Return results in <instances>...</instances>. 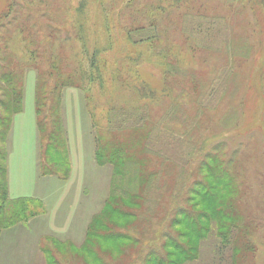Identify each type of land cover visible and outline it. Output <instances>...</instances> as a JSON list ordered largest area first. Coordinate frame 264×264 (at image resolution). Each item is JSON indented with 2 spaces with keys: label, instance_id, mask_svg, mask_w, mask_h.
Wrapping results in <instances>:
<instances>
[{
  "label": "rangeland",
  "instance_id": "obj_1",
  "mask_svg": "<svg viewBox=\"0 0 264 264\" xmlns=\"http://www.w3.org/2000/svg\"><path fill=\"white\" fill-rule=\"evenodd\" d=\"M8 1L0 0V25L15 20L10 28L0 27V76L7 67V54L26 58L22 66L23 77L26 75L23 111L14 117L6 144L9 196L36 198L40 203L34 205L39 207L37 216L21 219L2 232L0 264H96L93 251L105 253L104 264H120L119 254H130V250L140 255L135 264H167L173 259L180 264H231L234 253L222 245L217 234L212 232L199 240L187 228L188 217L180 214L186 208L223 218L210 201V196L219 192L213 173H208L211 167H205L222 168L215 163V155L236 174L237 200L250 225L252 259L248 256L251 263L245 264H264V0H133L130 12L121 4L118 9L119 13L127 12L122 16L125 20L135 10L143 16L154 11L156 21L165 24L164 13L170 10L180 26L182 21L189 22L190 29L182 30L192 34L189 42L187 35V39L163 36L161 46L174 42L170 55H163L166 58L153 53L161 46L140 43L141 35L135 42L128 40L119 18L115 23L110 11L96 0H69L70 13L63 29L66 40H53L60 46V60L55 62L58 71L42 49L39 52L44 60H34L33 53L23 51L24 42L16 43V26L29 17L14 12L3 20L1 14ZM55 1L57 9L68 2L46 0L35 13L39 21L34 27V54L55 24L48 17ZM105 4L109 8V0ZM151 5L159 9L150 10ZM79 17L86 23L88 52L100 50L101 80L91 84L86 80L97 73L85 55L87 48L75 39ZM196 32L205 35L193 38ZM192 45L201 52H194ZM35 65L46 67L51 74L46 79L40 77V81H49L50 91L63 82V67L71 72L78 66L85 77L79 81L80 88H61L58 99L57 90L50 96L49 103L52 107L56 103L54 110L66 135L64 153L50 158L56 165L51 177H43L40 171ZM172 67L181 77L168 74ZM176 108L180 109L178 114ZM174 114L179 115L177 119ZM102 138L126 143V148L127 141L132 140V151L115 160L118 167L98 157ZM204 139L205 147L199 150ZM183 144H191L196 151L186 173ZM166 158L171 163L162 167ZM129 161L141 165L147 161L150 168L145 171L141 166L138 174L132 170L128 186H133L134 198H121L112 190L119 180L116 173L127 172L125 164ZM197 162L202 167L199 171ZM150 171L152 175L147 178ZM198 183L204 186L199 188ZM120 202L125 214L121 218L114 212ZM111 226L116 236L107 230ZM170 238L190 244L196 250L195 258L184 262ZM156 255L164 263L153 260ZM125 256L129 257L127 253ZM145 256H151L146 258L150 262H144ZM124 261L122 264L134 263L130 257Z\"/></svg>",
  "mask_w": 264,
  "mask_h": 264
},
{
  "label": "trees",
  "instance_id": "obj_2",
  "mask_svg": "<svg viewBox=\"0 0 264 264\" xmlns=\"http://www.w3.org/2000/svg\"><path fill=\"white\" fill-rule=\"evenodd\" d=\"M97 3H100L101 8L108 9L110 13L113 15V19L116 23V18H119L118 22L123 25L124 33L127 37L128 40L135 42V38L137 36H142L143 33H146L144 36H140L139 40L141 42H147L151 46H161L162 45V39L163 36L166 38V35L170 36L173 35V37L180 38L184 36H189L184 37L185 39L188 38V42L191 39V35H188V32L185 31V34L183 28H189V22L182 21V25L180 26V22L175 20V17H171L170 14L171 11H165L164 13V18L167 20L164 22H158L156 21V18L153 17L154 11L149 12L146 15H141L137 10L133 11L130 13L128 20H125L122 18L124 14L127 12H130L132 10L134 4L133 0H109L110 6L109 8L105 6V0H96ZM116 1H118L116 3ZM182 1V0H180ZM46 0H21L18 2L17 0H9L6 8L3 11V14H1V18H4L3 20L8 19L11 17V14L14 12H19L23 15H26L29 17V19H26L24 23H22L18 28L16 26V35H15V40L17 42H24L26 44L25 49L23 51L30 52L31 54L33 53V58L34 60H44V57H47V60H52V68L54 70H59L58 67L56 66L57 59L60 60V46L57 47V42L59 40H66V31L63 30L66 27V20L67 14L70 13V1L68 2H63L65 5L59 7L57 9V1L53 2V10L49 13L48 17L50 18L49 21H52L55 24H52V27H50L49 30V35L48 38L45 40L43 43L42 41V46L39 45V49L34 54L36 51V44H35V30L34 27H38V21L35 19V13H38L37 8H40V5L42 3H45ZM232 2V1H231ZM116 3V4H115ZM121 4H125L122 9L126 6L127 8L124 14H122V10L119 13V6ZM233 4V2H232ZM18 5V6H17ZM17 6V7H15ZM115 9H117L115 12ZM155 9L157 11L159 8L155 5H151L150 10ZM162 10V9H161ZM33 12V17L31 18ZM162 12H164L162 10ZM82 13V11H81ZM119 13V16H118ZM156 17H157V13ZM171 17V18H170ZM30 18L32 19V22L30 21ZM15 20V17L12 18L8 22H4L2 26L6 28H10V26L13 24ZM62 20V21H60ZM30 21V22H29ZM60 23H63V25H60ZM164 24V25H163ZM106 25H108V28L110 27V19L108 16H106ZM0 25V27H2ZM40 26V25H39ZM190 29V28H189ZM149 30V32H148ZM202 35H205L203 33ZM200 35V32H196L195 36L193 38H196L198 36L202 37ZM21 37V39L19 38ZM5 38V37H4ZM75 39L80 41L83 44V47L87 48V53L85 55L87 57L91 58V66L95 68L96 73L94 75H91L89 79L86 80L87 84H91L95 81H100L101 80V72H100V60H99V48L97 50H94L92 52H88V41H89V35L87 32L86 28V23L85 20L79 17L78 22H77V27L75 30ZM53 40L57 41L56 43L53 42ZM169 41V40H168ZM173 42V41H172ZM169 44L167 41L164 43V47L161 46L159 49H156L153 53L154 55L159 58L162 57L163 55L169 56L171 53V47L172 43ZM64 43V41H63ZM62 44V43H61ZM166 45V46H165ZM195 45H192L191 48L194 50V52H201L198 47ZM190 48V49H191ZM19 49V48H18ZM40 49L44 51L45 56L41 58L42 53H40ZM35 50V51H34ZM238 50V49H237ZM164 53V54H163ZM233 54V51H232ZM7 67L4 68L2 75L0 76V236L2 232L7 229L13 227L15 223H17L19 220L23 219L26 220L27 217L29 216H37L36 209L39 207L34 206L35 203H40L38 199L34 198H18V199H11L9 196V187H8V148L6 144L8 143V136L10 135V132L12 130L13 126V121L14 117L19 114L20 112L23 111V103H24V94H25V77H23V71L22 69L23 62L26 60L19 58L15 54H7ZM234 55V54H233ZM172 57L173 54L171 55ZM163 58H166L163 56ZM169 58V57H168ZM167 58V59H168ZM171 58V57H170ZM33 60V61H34ZM68 64V63H65ZM42 68H39L35 65L34 70H36V83H35V104H36V115H37V127H38V132H39V140H40V147H39V160H40V171L41 175L43 177H46L47 175L54 176L52 175L53 172L52 167L56 166L53 161H51V156L53 154L57 153L59 154L60 151L64 153L65 151V145H66V135H65V129L63 126V123L61 124L59 122L57 113L54 110V107L56 103H54V106L52 107L50 102V96L56 94V98L58 99L59 97V91L61 88H66V87H75V88H80V79L83 81L85 77H83V72L80 67L77 66L74 71H67L66 67H63L65 73L62 74L61 79L63 80L62 83H60V86L56 88V90L51 91L48 89V82L46 80H43V78L51 77L49 72L45 70L44 66H41ZM175 67H177L175 65ZM22 71V72H21ZM174 69L172 67V70H168V74L173 73ZM175 73L176 77H181L178 75V69ZM22 75V76H21ZM172 75V74H171ZM43 76L42 80L40 81V77ZM53 77V75H52ZM83 78V79H82ZM55 89V88H54ZM50 104V105H49ZM172 105V104H171ZM171 110V108H169ZM168 110V111H169ZM52 112V113H50ZM180 112V109L176 108V113L178 114ZM54 113V114H53ZM56 113V114H55ZM177 114H174V119H177ZM49 119V120H48ZM50 121V123L48 122ZM141 135V133L139 134ZM142 136H140V139ZM113 140V139H112ZM111 140V141H112ZM46 142V144L44 143ZM106 139L103 140V138L99 141L101 145H103V149L100 150L98 157L103 161H107L110 164H114V168L118 167V163H115V160L119 159V157L124 156L126 152L132 151L131 148V142L132 140L127 141L128 147L126 148V143H119L117 142H111ZM57 142V144H56ZM59 142V143H58ZM54 143L58 146H53ZM115 143V144H114ZM205 139L201 140V144L199 146V150H202L203 147H205ZM109 145V146H108ZM108 146V147H106ZM182 149L184 150V153L187 156V162H185V168L183 171L186 173L189 171L191 167H189L190 161L193 159L192 157L194 156L195 147H192L191 144H183L181 145ZM100 148V147H99ZM125 150V151H124ZM217 150V148H216ZM123 154V155H122ZM137 155V153H136ZM97 157V159H98ZM216 155L213 157L215 163L220 164L218 169L212 168L213 165L209 166L206 164L205 167L209 168L208 173H213V180L216 186L218 187V194H212L210 196V201H213V204L216 206L215 210L219 214H223V218L221 219L220 217H216L212 214H208L205 216L203 215V211L199 212V210H194L193 212L187 210L186 208H182L180 210L182 213L179 211L177 213H180L181 216H187L189 219V224L187 225V228L190 231H193L196 236L199 238V240H205L209 233L214 232L217 234V236L221 239L222 245L226 248H231L232 252L234 253L233 256H231V264H245V262H250L249 260L252 259L249 254L251 253L249 250V245H250V239H249V234H250V225L247 223L248 218L245 217V212L241 209V205L239 204V201L237 200V184H236V174L234 173V168H231L228 165V163L223 164L219 163L224 162L221 161L220 159L215 158ZM190 158V159H189ZM50 159V160H49ZM99 160V159H98ZM212 160V159H211ZM45 161H47L48 165L45 164ZM165 162V164L163 163ZM171 163V160L166 158V161H162L161 165L162 167H165L164 165ZM196 167L199 169H202L201 165L196 163ZM143 166V169L145 171L150 168L149 162H145V164L141 165L138 162H133L129 161L127 164H125V167L127 168V172L124 173H116V177L119 179L116 186H114V190H112L113 193L118 194V196L123 197H133L131 192L133 186H128L130 182V176H132V170L135 171L137 174L140 172L139 167ZM160 166V167H161ZM225 166V168H224ZM138 167V168H137ZM161 167V168H162ZM214 167V166H213ZM168 170V169H167ZM134 173V172H133ZM152 172L147 173V178L150 176ZM166 174V170H165ZM152 175V174H151ZM115 179V177H114ZM199 184V185H198ZM197 185L199 188L203 187L204 184L198 183ZM193 189L190 190V192ZM193 193V192H192ZM226 196L230 197V199L224 198ZM116 196V195H115ZM120 198V197H119ZM134 198V197H133ZM135 199L137 200L136 196ZM122 201V200H121ZM107 206V205H106ZM40 208H43L42 206ZM114 212L118 213L117 216L120 218L124 216V207L121 204H116ZM175 220H178L177 215L174 218ZM204 220V221H203ZM204 222H207V226L205 225ZM159 226H160V220H158ZM158 226V227H159ZM113 226L109 227V232L112 233L114 232ZM157 227V228H158ZM103 231H101L102 234ZM160 231H158L159 233ZM115 235V232L113 233ZM116 236V235H115ZM101 237H105V234ZM100 237V238H101ZM188 237V236H187ZM181 238V237H180ZM137 241L139 240L136 238ZM171 242H173V248L177 252V256H184V262L193 260L196 256V250L192 248L190 244H188L185 241H174L173 238H170ZM107 240H111L110 238ZM135 240V239H134ZM136 241V240H135ZM136 243V242H135ZM153 244L152 246H154ZM153 249V248H152ZM118 252H120L119 249H116ZM134 250H130V254L128 252H125L123 254H119V260L121 261L120 264L127 258L132 261L133 264H135L138 261L139 256H135L133 253ZM102 252V251H101ZM103 254H98V252H92V257L95 260L94 262L96 264H104V259L102 256ZM127 253L126 257L125 254ZM136 253V251H135ZM48 254V253H47ZM154 253H150L149 255H152ZM175 256V254H172ZM125 256V257H124ZM238 256V257H237ZM239 256H241L239 258ZM249 256V260H248ZM102 257V258H101ZM123 257V258H122ZM135 257V258H134ZM151 257V256H149ZM145 256L146 258H149ZM194 257V258H193ZM133 258V259H132ZM154 258V257H153ZM156 259H153L155 261L164 263L163 259L160 258V256L156 255ZM237 258V259H236ZM239 258V259H238ZM137 260V261H136ZM125 262V261H124ZM251 263V262H250ZM167 264H180L177 263L176 259H173L172 261H168Z\"/></svg>",
  "mask_w": 264,
  "mask_h": 264
}]
</instances>
